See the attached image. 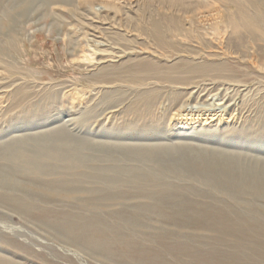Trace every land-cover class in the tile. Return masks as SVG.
<instances>
[{"label":"rangeland","instance_id":"1","mask_svg":"<svg viewBox=\"0 0 264 264\" xmlns=\"http://www.w3.org/2000/svg\"><path fill=\"white\" fill-rule=\"evenodd\" d=\"M35 1L27 6L22 0H0V41H3L0 42V144L14 142L17 139L13 138L14 135L42 134L46 133L48 126L55 128L53 125L62 124L68 134L75 136V140L70 138L71 141L67 142L64 139L59 141V146L74 158L62 161L46 157L44 161L52 169L56 167L55 171L33 174L26 168L25 161L5 154L6 150L1 149L0 145V167H5L8 172H4L2 176L0 191L16 197L21 196L23 199L31 196L36 206L47 210L43 220L21 214L8 204L0 202V253L7 254L11 264H135L136 260L131 253L129 255L132 258L127 254L124 255L125 260L118 261L71 241L48 219L54 216L62 218L67 211L83 214L85 218L101 213L113 225L119 222L115 217V210L134 204L151 203V199L141 196L133 199L120 198L115 202L94 199L93 193L88 189L110 187L104 185L101 179L91 176L105 174L106 177H113L116 174L119 177L113 168L124 166H138L149 173L154 172L153 175L157 178H165L169 183L196 185V188L205 190L211 197L229 201V196L220 193L217 188H202L203 180L196 175L193 177L178 169L161 174L152 169L151 164L140 162L132 153H124L123 149H117L112 143L155 142L166 145L174 142L178 145L176 138L181 131L183 134L194 133L196 137L190 142L202 144L203 147L228 146L230 150H244L246 153L240 158L241 165L243 162H253L251 155H264V35L257 34L258 37H253L243 30H240L239 35L232 34L226 25L228 17L225 12H234L236 6L231 2L226 4L225 0H185V5L188 4L190 8L186 12L190 14L180 10L181 0H129L127 3L130 6L124 3L122 12L119 10L115 13V9H111L110 16L115 18L110 19L103 16L104 8L96 0L95 12L98 15L89 13L83 0L43 4L39 0ZM203 1H207L209 5ZM241 1L244 2L247 13L261 14L260 17L264 19V0ZM194 6L196 9L200 7L197 12ZM213 9H222L217 19L209 21L213 24L210 26L208 21L201 22L199 13H208L209 10L212 12ZM172 16L177 17L173 20ZM156 22L161 23V31L165 33L162 48L156 44L157 39L143 32L153 30ZM261 22L258 31L264 34V21ZM14 35H19V38L16 40ZM96 48L106 49V52ZM158 54L172 55L167 59ZM101 57L107 59L101 60ZM137 57L149 58L159 64L174 63L179 58L192 60L193 63L227 61L235 71L233 75H228L226 71L223 74L218 70L191 74L188 76L192 77L191 80L185 84H170L167 81H147L139 84L124 81V77H120L124 75V61ZM102 74L115 75L118 78L103 77ZM104 78L115 81L109 83ZM146 96H151L150 103L143 100ZM217 111L221 113L223 121L203 124L202 119L194 118L183 120L188 123L186 128L179 127L181 113L191 112L194 116H205ZM210 138L216 140L208 141ZM77 141H88L89 147L75 151L72 147ZM102 142L113 150L100 147L98 144ZM24 146V149L29 150L27 152L36 150L33 141H27ZM17 147L15 144L12 148ZM106 167L109 169L102 170ZM124 178L125 183L112 187V191L137 193L138 189L129 178L126 175L123 180ZM59 180L77 181L76 186L81 191H66L48 186L49 183ZM155 189L158 188L153 187L152 190ZM250 201L251 204L240 202L239 205L242 209L248 206L264 209V201ZM151 223V226H155L154 229L132 226L133 228L125 229V232L130 234L128 238L132 239L131 242L139 243V249L148 246L147 248L154 249H150L151 251L159 250L158 255L168 262L184 264L177 261L176 255L155 238V233L160 230L156 228L162 222ZM170 228L176 230L177 227ZM182 230H190L191 234L203 236L206 233V239L216 236L209 231ZM188 259L184 257L183 261L187 262Z\"/></svg>","mask_w":264,"mask_h":264},{"label":"bare ground","instance_id":"2","mask_svg":"<svg viewBox=\"0 0 264 264\" xmlns=\"http://www.w3.org/2000/svg\"><path fill=\"white\" fill-rule=\"evenodd\" d=\"M22 1L27 6H29L35 0H22ZM39 1L40 3L43 4V3H49V2L50 3H66V2L69 3V1H72V0H39ZM83 1L87 8L86 10L91 14H97V15L98 13L95 12V2L96 1L99 2V4L101 5L100 7L104 8L105 13H103V16H106L108 19L115 18V16L113 15L112 17L110 16L109 11H111V9L112 10L115 9V13H117L119 10L122 12V10L124 11V3L129 2V0L127 1L126 0H96V1L95 0H83ZM221 1L223 2V0ZM203 2H207V1H203ZM227 2L229 3L231 2V4H234L236 6V10L234 12H231V11L228 13L225 12L226 16L228 17L226 19V25L231 29L232 34L237 35L240 32V30H243V31L248 32L253 37H256L257 34L261 36L264 35L263 33H261V31H258L259 26L262 24L261 21H264V19L260 17L261 14L259 15L258 13H247L245 10L246 7L244 5V2H242L241 0H225L226 4ZM188 3H191V2H188ZM127 4L129 7L130 6L129 3ZM174 4H177V3L174 2ZM206 4L207 6L209 5L208 2ZM187 5H185V0L183 1L181 0V2H179L180 10L186 12V10L190 9L189 6ZM200 7H198V9ZM39 8H41V6H39ZM129 9L132 10V8H129ZM198 9H196V12ZM156 12H157V9H156ZM164 12H166V9L164 10ZM186 13L190 14L188 12ZM221 13H222V9L220 10L213 9L212 12H210L209 10L208 13H199V19L201 22L202 21L209 22L210 20L214 21L215 19L219 17V15H221ZM152 14H155V13H152ZM100 15H102V13ZM176 17H174L173 20H175ZM151 22H153V20ZM143 23H144V20H143ZM160 24L159 22H156L153 25L154 26L153 30H150V32H145V31L143 32L147 34L148 36H150L151 38L157 39L158 42L156 41L157 42L156 44H158V46L162 48L161 45L164 42L162 40H164L163 36L165 33L163 34V32L161 31L162 27ZM210 24H213V23L209 22V25ZM145 29L146 28H144L143 30ZM165 30H166V27H165ZM199 31L201 30L199 29ZM200 33H203V32L201 31ZM7 34H8V31H7ZM14 36L16 40H17V37L19 38V35L17 37L16 35ZM172 36H175V35H172ZM171 40L170 42H172ZM0 42L3 43L2 40ZM173 42H174V39H173ZM97 44H100V42H97ZM97 44L95 46L99 47ZM96 49L102 52L106 50V49H101V48H96ZM163 50H166V49H163ZM171 55L172 54H158V56L165 57L167 59L170 58ZM105 58L106 57H101V60ZM101 60L99 62H101ZM119 69L120 68H118V70ZM214 70L215 71L218 70L221 72L226 71L228 72V75L229 74L233 75L235 71L234 68L227 61H220V62L217 61L216 62V61L210 60V61H202V62L193 63L192 60L189 61L185 58H179L178 60L176 59L174 63L169 64L165 62L164 64H159V63L154 62L153 60H150L149 58L137 57V58H129L124 61V70H123L124 75H120V77H124V81H130L132 83H139V84H143L147 81H150L152 83L156 81H167L170 84L171 83L185 84V83H188L189 80H191L192 77L191 78L188 77L191 74L194 75L195 73H204V72H210ZM115 75L111 76L109 74V75H103V77L110 76L112 78L114 77L118 78ZM226 75L227 74H225V76ZM121 79H117V81ZM106 80H109V83L115 81V79L111 80L110 78ZM143 93L144 92H142L141 94L145 95ZM150 97L146 96L145 99L143 98V100H145L146 103L147 102L150 103L151 102ZM190 113L180 114L181 121H180L179 127L186 128V124L188 123L183 122V120H189V119L194 120V118L202 119L203 124H207V123L210 124L211 122L224 119L221 116V113H218V111L214 113L206 114L205 116L200 115V114L194 116V114H190ZM190 124H195V123H190ZM53 126L55 128H49L50 126H48L47 131H45L46 133L43 132L42 134L33 133V135H27V134L14 135L13 138H17V139H14L15 140L14 142L9 141L10 143L0 144L2 145L1 149L6 150L5 154L13 156V158L15 159L25 161L26 166H27L26 168L31 170L33 174L38 173L41 175V174H46L49 171H53L54 169H56V167L52 169L48 165L49 163L47 164L46 161H44V159L46 157H49V158L51 157L54 159L57 158V160L61 159L62 161H64V159L69 160L71 158H74V156L71 157L70 155H68L70 153L64 152V150H61L62 146L61 147L59 146V141H63L65 139L68 142V141H71L70 138L75 137L73 136L72 133L68 134L69 132L68 133L66 132L67 129L62 124L53 125ZM191 133L183 134L180 131L179 136H177L176 138L178 139L176 142L179 141L178 143L181 145L179 144L176 145L174 142L167 143L166 145H162L161 143H155V142L154 143H142V142L124 143V144L120 143V144H115V145L114 143H112V145L116 146L117 149H121V150L123 149L124 153H132V156L135 157V159H138L142 163L151 164V166H153L152 169L159 171V173L165 172V171L174 172L173 169H178V171H181V173L185 172L186 174L193 176V177H195L196 175L203 180L202 188L204 186L209 187V188L213 187L215 189L217 188L216 190H218L220 193L226 194L227 196H229L228 198H230L232 202H230V200L227 201V200H222V199L211 197L210 194L206 192L205 190L196 188V185L191 186L189 184L182 185L183 183L182 184H175L171 182L169 183L168 181L166 182L165 178L164 179L162 177L157 178L155 175H153L154 172L149 173L138 166L137 167L136 166H132V167L124 166V167L113 168L115 170L114 172H116L117 176L119 175V177H116L115 176L116 174H114L113 177H106L105 174H103L104 176H100V175L91 176L92 178L101 179L104 182V185L107 184V187L108 186L110 187V188H101V189L100 188L99 189L98 188L88 189L89 191L93 193L94 199L98 201L105 200V201L115 202V201L120 200V198H126V199L132 198L133 199V197L137 198L141 196V197H146V198L151 199L152 201L151 203L134 204L132 206H127L121 210H117V211L115 210V215H116L115 217L118 218L117 220H119V222L113 225L108 221L107 218L101 216L100 215L101 213L100 214L97 213L94 215L91 214L92 216L89 215L90 217L85 218V216H82L83 214L81 215H79L80 213L73 214L71 211L70 212L67 211V213H64L62 215L63 216L62 218L61 217L59 218V216H54L52 217V219L49 218L48 219L49 222L53 226H55V228L58 231L65 234L67 236L66 238H69L71 241L81 244L92 250H95L96 252H100L105 257L107 256L108 258H112V257L116 258L118 259V261L123 260V259L125 260L124 255H127V254L129 255V253H131L133 254L132 255L133 258L136 260V263L134 262L135 264H176L174 263L175 261L168 262L166 259L162 258L163 256L160 257L158 255V253L160 252L159 250H158L159 252L157 251L158 253L155 251H151L154 249L147 248L148 246L146 248L139 249L138 248L139 243L131 242L132 239L128 238L130 237V234L125 232V229L133 228L132 226H140L143 229L144 228L154 229L155 226L154 225L151 226L152 225L151 222L159 221V223L162 222V224L161 226L156 228L160 230H159V233H155L154 235L155 238L157 239L158 243L160 242V244L164 246L167 250L174 253V256L176 255L175 258L177 259V261H181L184 264H264V209L260 210L259 208H254L251 206H248L242 209L239 205L240 202H244L245 204H251L250 199L254 201L256 200L264 201V155L263 154L251 155L254 161L249 162V163L243 162V165H241L240 158L244 153H246L244 150L234 151V150H230L228 146L227 148L219 147V146H211V147H208L209 148L208 149L207 147H203L202 144H199V143L196 144V143L190 142L196 137L193 135L194 133L192 134ZM207 140L213 141L216 139L210 138ZM27 141H33L35 145L34 147L36 148V150L27 152L29 150L24 149L25 148L24 144H26ZM77 142H76V145L72 147V149H74L75 151L89 147V145L87 144L88 141L87 142L77 141ZM15 144L18 147L12 148L15 146ZM106 144H110V143L106 142ZM98 145H100V147H103V148L112 149L110 147L105 146V143L103 142L99 143ZM252 145L253 144H250V146ZM237 147H239V145H237ZM75 160L80 161V159L78 158L77 159L75 158ZM3 168L4 169L0 167V185L2 184L1 183L3 179L2 176L4 172H6L7 170L5 167ZM104 169H109V168L108 167L102 168V170ZM125 175L129 178L130 182H132L133 186L138 189L137 193H131L128 191H127L128 193H125V192L120 193V192L112 191V187L113 188H115V186L119 187L123 183H125L126 181L125 178L123 180V177ZM87 177H90V175H87ZM76 185H77V181L74 182L70 180H61V181L59 180V181L49 183L48 186L49 187L51 186L52 188H60L66 191H69V190L70 191L71 190L81 191V189L77 187ZM153 187H157L158 189L152 190ZM60 189L59 191H61ZM20 190L22 191V188ZM23 192H25V190H23ZM28 193L30 192L28 191ZM50 193H52V191H50ZM197 196H201V197H197ZM30 197L23 199L21 198V196L16 197L9 193L0 191V202H2L3 204H8L9 207L11 206L12 208L18 210L21 214H25L26 216L27 215L36 216L41 219L43 218L44 220L45 218L44 212L47 213V210L40 209L38 206H36V203H34V200ZM34 197L35 196H33V198ZM197 198H200V200ZM37 199H38V195H37ZM54 211H56V209ZM170 225L176 226L177 227L176 230H173L174 228L171 229ZM182 229L202 230V231H207V232L209 231V232H212L213 234H216V236L215 237L209 236L210 238L207 237L208 239H206L205 237L206 233L204 236L196 235V233L191 234L189 232L190 230L184 232ZM182 238L184 240L181 241L180 239ZM134 239L136 238L134 237ZM229 240H231V242H229ZM141 246L142 245H140V247ZM166 255H167V251H166ZM130 256L131 255H129V257ZM184 257L186 258L188 257L190 260L188 259L189 261L187 260V262H184L183 261ZM19 263H20V260H19ZM0 264H11L10 257L7 256V254L0 253ZM127 264H130V263H127Z\"/></svg>","mask_w":264,"mask_h":264}]
</instances>
